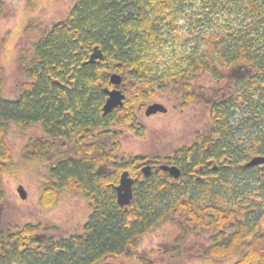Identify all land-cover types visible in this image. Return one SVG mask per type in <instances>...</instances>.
Masks as SVG:
<instances>
[{
  "label": "trees",
  "instance_id": "trees-1",
  "mask_svg": "<svg viewBox=\"0 0 264 264\" xmlns=\"http://www.w3.org/2000/svg\"><path fill=\"white\" fill-rule=\"evenodd\" d=\"M191 7L202 23L181 35L180 19L192 18ZM3 8L0 0V15ZM95 46L104 60L86 64ZM235 65L250 72L227 88L224 73ZM112 73L121 75L126 98L105 115ZM204 73L221 88L210 140L232 161L212 170L217 164L206 163L209 153L199 139L191 162H174L180 178L166 173L138 180L133 161L121 154L117 129L128 126L144 136L137 113L156 90L184 85L193 100L190 81ZM24 75L20 92L9 98L1 92L0 71V206L3 177L15 165L10 127L25 132L37 125L42 135L30 138L22 155L30 166L48 169L41 205L53 207L67 190L85 197L91 213L81 233L63 237L45 236L58 230L49 223L8 225L0 230V264H111L132 258L144 235L167 223L179 234L166 257L181 258L182 244L194 238L202 242L199 264H264V163L242 173L237 162L264 157V0H75L67 17L42 33ZM101 165L111 168L107 175L98 171ZM204 165L200 180L190 175ZM125 169L135 178L134 198L121 206L115 186Z\"/></svg>",
  "mask_w": 264,
  "mask_h": 264
},
{
  "label": "rangeland",
  "instance_id": "rangeland-1",
  "mask_svg": "<svg viewBox=\"0 0 264 264\" xmlns=\"http://www.w3.org/2000/svg\"><path fill=\"white\" fill-rule=\"evenodd\" d=\"M74 3L75 0H3L4 8L0 15V71L3 80L1 92L4 96L14 98L18 95L22 82L26 80L24 69L34 53L36 42L44 31L67 17ZM189 14L192 18L180 19L181 35L191 32V28L192 31L197 29L199 26L195 24L202 23L195 21L198 16L193 8ZM175 44L176 52H181L182 41ZM174 52L175 49L172 50L170 46L166 54ZM201 76L190 81L195 94L193 100L185 96L186 92L190 94L191 91L184 85H178L177 91L156 90L154 97L137 113L138 123L145 128L144 136L138 135L128 126L117 129L121 154L126 160L167 156L193 141L197 131L204 129L209 119L208 101L213 95H219L221 88L212 74L204 73ZM155 102L168 108L167 113L145 115L148 104ZM39 135H42V129L37 125L29 127L25 132L16 124L10 127L7 141L15 165L3 177L5 198L0 206V230L7 229L8 225L16 229L28 223H49L50 228L56 226L58 230L53 231L54 234L49 230L45 236L63 237L81 233L91 213L90 203L85 197L64 190L59 193L53 207L45 209L41 205L48 169L42 163L30 166L22 155L27 141ZM20 185L27 191L25 200L18 194ZM262 224L264 226V220ZM178 234L179 228L176 225L164 224L144 235L132 258L110 259L108 262L144 264L141 259H146L152 264H199L202 242L192 236L191 240L182 244L187 251L181 258H169V255L166 257L163 254L173 247Z\"/></svg>",
  "mask_w": 264,
  "mask_h": 264
},
{
  "label": "flooded vegetation",
  "instance_id": "flooded-vegetation-1",
  "mask_svg": "<svg viewBox=\"0 0 264 264\" xmlns=\"http://www.w3.org/2000/svg\"><path fill=\"white\" fill-rule=\"evenodd\" d=\"M241 66L242 65H235V66H233L232 69H230L229 72L227 71L224 73L225 86L227 88H231V87L234 88L237 80H239L242 77L248 76V74H245V75L240 74V70H239L240 68L239 67H241ZM198 77H202V76H198ZM222 96L224 97L225 94H223ZM218 102H219L218 94L213 95L211 97V100L208 101V110H209L208 122L205 125L203 130L197 131L195 138L190 143L180 146L173 153H171L167 156H160V155L156 156L155 155L151 158L141 157V158H136L134 160H131V161H133L132 162L133 164L132 163L131 164L137 170V177L136 178H138V180H142L146 176L143 173V168H145L146 166L150 167V171H151L150 175L151 174H159L161 176H164L166 173H168L173 178V176L170 174V172L168 170H165L163 167L164 166H173V165H175L174 162L177 161V159H181V158L184 159L186 162H191V160L194 158L193 153L191 152V148L195 144L198 145L199 139L203 140V144L205 143V145H206L207 153H209V155L206 156V160H207L206 163L210 162V163L217 164V165H213L212 170H217V168L219 166L218 164H220V162L232 161L231 158L229 159L225 155L222 156L221 152H215V149H213V146L215 145L213 140L215 139V137H212L211 131L214 130L216 124L212 121V114H213L212 110L217 105ZM155 103H157V102H155ZM151 104H153V103L148 104V106ZM159 113H167V111L166 112H158L156 114H159ZM156 114H154V115H156ZM210 136L213 138L212 141L210 140ZM183 148H188L189 151L187 152V154H185V157H183L181 155L178 156V152L181 151ZM254 158H256V157H249L246 155L245 157L243 156L242 158H239L237 160V162H239L241 164L239 168L243 169V170H240L242 173H244V168L248 169V168L252 167V166H249V163ZM131 161L127 160L126 162L129 163ZM105 167H106V169H105L104 174L107 175L108 172H110L111 168L109 166H106V165H105ZM204 167H206V165L202 166V168H200L199 170L196 169L195 172H191L190 175L193 178L196 177L198 180H200L204 174V170H205ZM262 169L264 170V167H262ZM124 171H129L130 176L134 179V184H135V178L131 175V171L128 169L123 170V172ZM245 173H248V172L245 170ZM181 174H182V170H181ZM120 177H121V175H120ZM119 182H120V179H119ZM116 186H115V189H116Z\"/></svg>",
  "mask_w": 264,
  "mask_h": 264
},
{
  "label": "water",
  "instance_id": "water-1",
  "mask_svg": "<svg viewBox=\"0 0 264 264\" xmlns=\"http://www.w3.org/2000/svg\"><path fill=\"white\" fill-rule=\"evenodd\" d=\"M102 60H104L103 50L99 46H95L92 50V53L89 56V59L85 63L94 64L96 62H101ZM239 68H240L239 69L240 74L249 73V69L246 68L243 71H241L242 68L241 67ZM110 82L113 86H115V88L109 89L107 87L104 89V92L107 95V99L103 106V111L105 115L111 113L117 107L123 106L124 100L126 98V95L123 93L122 89L120 88L122 85L121 75L117 73H112L110 75ZM166 111L167 108L163 104L153 103L146 108L145 115L151 116L158 112H166ZM263 163H264V157H256L249 163V166L260 165ZM163 168L165 170H168L175 179H178L181 176V169L176 165L164 166ZM103 169L104 166H100L98 171L105 173ZM150 172H151L150 167L146 166L145 168H143V173L146 176H149ZM133 185H134V179L130 176L129 171H124L121 174L119 184L116 186L117 201L119 205L128 206L132 202L134 198ZM17 191L21 199L25 200L27 198V191L22 185L18 187Z\"/></svg>",
  "mask_w": 264,
  "mask_h": 264
}]
</instances>
